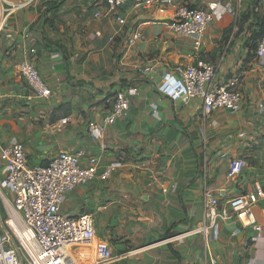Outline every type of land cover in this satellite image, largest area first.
I'll list each match as a JSON object with an SVG mask.
<instances>
[{
    "label": "crops",
    "instance_id": "obj_1",
    "mask_svg": "<svg viewBox=\"0 0 264 264\" xmlns=\"http://www.w3.org/2000/svg\"><path fill=\"white\" fill-rule=\"evenodd\" d=\"M7 1L29 6L10 17L12 38H0V155L17 140L32 165L85 150L102 167L115 166L107 181L77 187L60 208L64 216L93 217L96 236L109 242L110 264H264V238L236 223L224 224L206 241L195 236L157 245L187 226L190 215L200 219L204 188L221 201L254 188L264 196V68L253 46L264 5L239 0L235 15L222 8L206 30L197 55L217 66L212 87L236 80L243 102L236 112L205 115L200 99L185 102L175 71L195 57L192 40L167 27L174 7L126 5L117 16L120 24L115 16L105 17L103 0ZM209 1L177 3L204 9ZM96 11L102 16L94 17ZM134 32L141 36L129 44ZM25 60L50 89L48 99L26 101L18 74ZM128 88L138 90L128 116L102 126L113 94ZM91 126L103 128L101 139L91 137ZM237 158L246 167L228 179V163ZM3 169L4 164L0 184L7 188ZM262 207L264 201L253 210L259 224Z\"/></svg>",
    "mask_w": 264,
    "mask_h": 264
},
{
    "label": "built area",
    "instance_id": "obj_2",
    "mask_svg": "<svg viewBox=\"0 0 264 264\" xmlns=\"http://www.w3.org/2000/svg\"><path fill=\"white\" fill-rule=\"evenodd\" d=\"M239 0H211L206 8H197L187 4H178L177 0H103L106 9L105 17H117L126 5L150 7L155 4L161 7H174V16L167 25L168 29L193 42L194 61H185L175 67L184 91V100L200 99L202 112L209 115L217 110L236 112L241 108L243 96L236 88L237 81L231 80L220 87H212L217 66L197 55L200 51L206 30L220 19L221 9L235 15L234 3ZM264 5V0H259ZM29 6L28 2L11 4L0 0V38L11 39L7 31L10 17L19 10ZM102 16L100 11L94 17ZM120 24L124 21L116 18ZM134 32L129 44L140 38ZM34 52V51H32ZM254 57L264 68V32L256 43ZM146 74L147 69L139 70ZM18 74L27 88V102L45 100L51 96L50 89L41 79L35 66L25 60L18 64ZM138 94L136 88L115 92L110 109L102 119V126L114 125L119 119H125L129 113L131 99ZM264 110V103L261 105ZM103 128L90 127L91 137L102 138ZM1 159L4 164L2 185L10 188L12 201L10 210L17 217V224L7 222L8 232L0 235V264H22L20 249L13 243V235L20 240L26 259L30 264H110L114 258L110 255L109 242L99 239L95 232V222L91 215L64 216L60 208L66 195L77 187L98 180L107 181L116 171L115 166H101L99 158L89 156L85 150L75 153L61 152L42 165H32L27 157L24 145L12 140L1 148ZM246 163L237 158L229 161L227 177L236 179L240 176ZM178 188H172L177 193ZM202 211L200 219L189 216L187 226L173 229L171 234L160 240L157 245L183 243L191 237L200 236L205 241L212 232H217L224 224L236 223L242 228L251 227L256 238H264V222L259 224L254 218L253 210L264 201L258 189L234 194L230 199L221 201L208 188L202 191ZM9 211V207H8ZM264 213V207L261 208ZM10 217L12 216L9 211ZM17 231L20 233L19 237ZM236 229L234 235H238ZM139 249L132 250L135 254Z\"/></svg>",
    "mask_w": 264,
    "mask_h": 264
},
{
    "label": "rangeland",
    "instance_id": "obj_3",
    "mask_svg": "<svg viewBox=\"0 0 264 264\" xmlns=\"http://www.w3.org/2000/svg\"><path fill=\"white\" fill-rule=\"evenodd\" d=\"M2 166H3V163H2V159L0 155V167L2 168ZM0 182H1V178H0ZM11 200H12V197H10V188H3L0 184V235L1 236H3V231L8 232V226L6 224L7 222H10L11 224H13L15 228L17 227V224L15 223L12 216L10 217L9 211H8V205H10ZM17 233L20 237V233L18 231ZM13 243L16 248L20 249L22 264H30L28 262V259L25 258L26 254L24 250L22 249L23 247L21 245L20 240H18V238H16L14 235H13Z\"/></svg>",
    "mask_w": 264,
    "mask_h": 264
},
{
    "label": "trees",
    "instance_id": "obj_4",
    "mask_svg": "<svg viewBox=\"0 0 264 264\" xmlns=\"http://www.w3.org/2000/svg\"><path fill=\"white\" fill-rule=\"evenodd\" d=\"M264 32V22L258 24V29L255 31V34L253 36V46H256L257 41L261 37V35ZM255 49V48H254Z\"/></svg>",
    "mask_w": 264,
    "mask_h": 264
},
{
    "label": "bare ground",
    "instance_id": "obj_5",
    "mask_svg": "<svg viewBox=\"0 0 264 264\" xmlns=\"http://www.w3.org/2000/svg\"><path fill=\"white\" fill-rule=\"evenodd\" d=\"M7 203V202H6ZM8 207H9V211H10V213H11V215H12V217H14L15 219H16V221L18 222V219H17V217L11 212V210H10V206L8 205ZM22 235V234H21ZM21 235H20V238H21Z\"/></svg>",
    "mask_w": 264,
    "mask_h": 264
}]
</instances>
